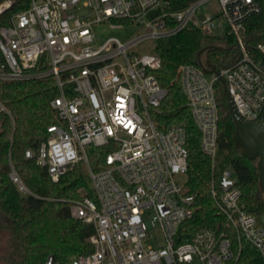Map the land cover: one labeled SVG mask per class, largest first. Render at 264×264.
Wrapping results in <instances>:
<instances>
[{"label": "built area", "instance_id": "obj_1", "mask_svg": "<svg viewBox=\"0 0 264 264\" xmlns=\"http://www.w3.org/2000/svg\"><path fill=\"white\" fill-rule=\"evenodd\" d=\"M196 0L169 10L172 0H31L29 6L0 23V81L17 82L51 76L57 95L50 101L58 122L36 155L26 158L57 182L77 163L85 166L94 198L69 204L72 218L94 227L93 251L71 264H264V215L248 213L232 168L211 181L210 194L224 227L198 229L180 240L182 225L192 219L196 195L187 194L186 131L181 125L161 129L153 112L166 96L155 72L161 59L140 45L172 36L189 27L211 34L218 18L240 52L217 70L243 122L264 125V34L255 40L248 22L262 14L258 0H216L217 16L198 12ZM12 5L0 3V14ZM135 28L126 40L108 37L96 43V27ZM178 78L187 107L200 132V150L214 165L218 152L219 107L215 73L183 64ZM0 110L7 109L0 103ZM108 147L105 168L93 170L87 146ZM10 179L29 193L10 165ZM244 242L260 262L246 256ZM254 259V258H253ZM46 264H59L49 255Z\"/></svg>", "mask_w": 264, "mask_h": 264}, {"label": "trees", "instance_id": "obj_2", "mask_svg": "<svg viewBox=\"0 0 264 264\" xmlns=\"http://www.w3.org/2000/svg\"><path fill=\"white\" fill-rule=\"evenodd\" d=\"M3 1L6 0H0V3ZM11 1V7L0 14V23L25 10L31 0ZM194 1L172 0L169 10H182ZM258 1L262 14L248 22V31L255 40L264 34V0ZM209 45L225 48L205 50L200 54L202 60L213 64L217 70L232 64L240 55L233 38L227 33L215 36L193 27L161 38L154 44V52L161 59V67L155 75L166 90V96L153 112V118L161 129L172 125L184 127L188 150L185 191L196 195L198 205L192 219L180 229H185L181 241L188 240L201 228L220 231L224 227L223 217L211 197L210 186L211 181L227 167L237 175L241 202L246 211L258 217L264 215V194L258 185L256 160L245 158L234 146V124L220 82L216 84L218 152L213 166L200 150V132L187 107L178 68L183 64L198 66L199 52ZM56 95V83L51 76L17 82L0 81V103L7 109L0 110V230L5 235L4 254L0 261L5 264H46L49 255L59 264H71L72 258L93 251L88 240L94 233L93 225L72 218L69 212L70 202L83 197L94 198L85 166L79 162L53 182L47 171L37 165L35 157H25L27 149L36 155L39 144L47 136V127L58 122L50 106ZM108 151L105 146H87L88 161L93 170L105 168ZM11 164L29 193L19 192L11 181ZM244 250L245 257L260 262L255 249L246 242Z\"/></svg>", "mask_w": 264, "mask_h": 264}, {"label": "water", "instance_id": "obj_3", "mask_svg": "<svg viewBox=\"0 0 264 264\" xmlns=\"http://www.w3.org/2000/svg\"><path fill=\"white\" fill-rule=\"evenodd\" d=\"M223 50L222 46L209 45L198 54V64L201 69L209 74L215 73L222 85L223 95L227 100L228 113L234 124L232 140L235 148L247 159L256 160L259 178V188L264 194V125L257 122H243L229 93L227 82L219 75L213 64L202 60L200 54L205 50Z\"/></svg>", "mask_w": 264, "mask_h": 264}, {"label": "rangeland", "instance_id": "obj_4", "mask_svg": "<svg viewBox=\"0 0 264 264\" xmlns=\"http://www.w3.org/2000/svg\"><path fill=\"white\" fill-rule=\"evenodd\" d=\"M198 12H200L201 15L205 16H217L220 12V8L218 6V3L216 0H208L204 3H202L199 7ZM226 22L223 19L217 20V23L215 27L212 28V33L215 36H220L225 34L226 31ZM96 43L101 44L106 38L108 37H117L121 40L127 39V34L133 35L135 33V28L133 27H127L125 29H112L108 25H103L96 27ZM153 42H147L142 45H140V49L142 52L149 51L153 47ZM177 179L180 182H183L185 180V175L180 174L177 176ZM4 243H5V235L0 230V256L4 254ZM2 262V261H1ZM191 264H200L197 261L192 262Z\"/></svg>", "mask_w": 264, "mask_h": 264}, {"label": "flooded vegetation", "instance_id": "obj_5", "mask_svg": "<svg viewBox=\"0 0 264 264\" xmlns=\"http://www.w3.org/2000/svg\"><path fill=\"white\" fill-rule=\"evenodd\" d=\"M0 264H5V263H3V262L0 261Z\"/></svg>", "mask_w": 264, "mask_h": 264}]
</instances>
